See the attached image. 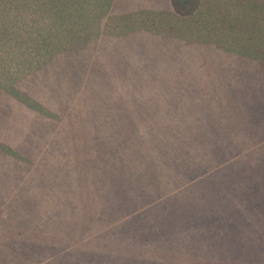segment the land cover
Listing matches in <instances>:
<instances>
[{"label":"rangeland","instance_id":"obj_1","mask_svg":"<svg viewBox=\"0 0 264 264\" xmlns=\"http://www.w3.org/2000/svg\"><path fill=\"white\" fill-rule=\"evenodd\" d=\"M4 1L10 0H0V4L4 5ZM27 1L21 2L23 20L47 17L35 13L36 0ZM70 1H64V5L71 7L75 0ZM123 2L127 3L126 14L134 16L142 10L148 12L146 8H157L163 0H117L118 9ZM258 4L257 0L236 1L235 5L212 3L206 10L213 12L207 17L208 22L216 23L215 28L209 27V31L200 23H174L172 32L180 31L179 39L175 33L169 39L153 35L141 40L144 38L135 37L139 35L135 25L112 28L114 36L129 33L136 41L109 42L107 47L97 44L91 53L93 63L89 64L94 65L92 80L104 84L105 95L94 88L93 98H81L80 105H74L76 110L73 106L61 114L69 122L57 132H52L53 126L47 124L48 118L41 112L46 107L52 110L49 104L57 99L74 94L73 84L79 74L86 72L83 68L77 72L66 69L56 77L50 74L49 79L19 86L21 97L25 96L31 105L0 95V208L13 194L6 216L20 215L18 223L1 224L6 220H0V226L9 232L0 239V264H178L177 245L154 256L137 253L140 246H132L131 254H124L121 242L116 240L121 235H116L114 229L127 226L122 225L127 220L121 222L125 218L121 223L96 227L114 215L110 212L111 186L117 178L114 173L124 172L130 163H144L138 154L132 158V151L145 142L144 148L149 149L158 139L168 142L163 136L166 133L205 129L204 133L212 135L207 153L184 151L178 157L183 161L176 172L182 174L183 181H191L187 187L208 177L203 171L212 165L215 171L231 165L227 171H236L239 178L252 171L264 175V140H259L264 137V21ZM117 8H113L114 12ZM157 14L156 21H161L162 16ZM217 14L219 23L212 19ZM22 26L17 34L25 35L27 27ZM9 64L8 74L14 63ZM34 88L37 96L28 95ZM5 150L23 159L16 162L21 158L6 156ZM43 150L48 151L47 155ZM230 153L233 154L228 157ZM202 155L205 159L211 157L199 165L195 158ZM214 158L219 163L212 162ZM200 166L205 169L196 176L204 178L184 179L186 173L190 175ZM119 177L126 175L121 173ZM167 177L158 176L161 186L169 190L162 197L173 195L175 199L167 205L175 203L177 207V198L183 205L188 189L181 186L186 182L174 186L177 178ZM202 183L206 186L211 180ZM197 194H191L192 199L188 198L187 208L182 211L189 222L199 219L200 226L207 215L213 216V211L204 210L205 203ZM55 210L59 217L54 215ZM240 223L234 220L228 231L231 245H235L233 235L244 230ZM37 224L39 228L34 230ZM222 234L223 230H209V236L215 239ZM184 251L185 255L190 253L186 247ZM242 252L237 248L231 254Z\"/></svg>","mask_w":264,"mask_h":264},{"label":"trees","instance_id":"obj_2","mask_svg":"<svg viewBox=\"0 0 264 264\" xmlns=\"http://www.w3.org/2000/svg\"><path fill=\"white\" fill-rule=\"evenodd\" d=\"M13 1H15V8L18 11L23 8V6H19L23 4L22 1L28 3L27 0H10L9 2L4 1V5H10L9 3H13ZM41 1L36 0L34 11L40 15L43 13L47 17L38 20L37 26H33V32L25 33V35L9 32L8 25L10 27L9 23L12 24V20L2 18V22L3 20L5 22L0 33V95L18 98L23 104L31 105L30 100H26L25 96L21 97L19 86L23 84L27 86L37 80L47 79L50 74L56 77L59 75L58 72H63L66 69L77 72L83 68L86 72L82 75L79 74L77 83L73 84L74 94L67 96L66 99H57L49 104L52 110L46 107V110L41 112L43 116L48 118V123L46 118L45 122L53 126H50L52 132H57L64 123L69 122L68 117L62 119L61 114L69 112L68 110L75 104L79 106L80 102L83 101L81 98H93L94 88L101 90L102 94L105 95L104 84H96L92 80L94 65L89 64L93 63L90 61L93 55L91 53L97 44L107 47L109 42L136 41L135 37H143L144 39L141 40H146V38L151 37L146 35L111 37L110 34L104 33L106 32L103 28L105 26L104 19L102 17L99 20L102 15L97 14L94 7L96 0H75L74 4L69 3L73 4L71 7L64 5V1L67 0H48L43 3ZM201 4V0H170L173 13L182 18L192 16L199 10ZM6 8L3 7V9ZM0 12L2 15L6 14V11ZM115 12L119 13L120 10L117 8ZM20 20L22 19H18L16 23H20ZM22 22L24 24V20ZM71 25L77 26L78 29L75 31L73 28L75 26ZM15 27L16 25H12L11 28ZM100 30L101 32H98ZM175 35L179 39V34L176 33ZM170 36H159V39H169ZM89 54H91L89 57L84 56ZM10 61L18 65V69L10 67L12 72L8 74V65L6 64H9ZM21 74L22 76H19ZM35 92H37V88L28 92V95L37 96ZM76 106H74L75 110ZM55 119L58 122H55ZM54 124L56 125L55 128ZM204 130L166 133L163 136L165 139H169L168 142L158 139V143L152 149L144 148L147 143L145 142L140 148H135L131 155L133 158L138 154V158L144 160V163H130L126 169L124 168V172L117 171L114 173L117 174V178L114 179L111 186L112 209L110 211L114 215L110 216L111 218L108 220H102L96 229L106 224L121 223L127 220L122 224L127 226L123 228L118 226L114 229L116 235H121L116 240L121 242L120 245L124 248V254H131L132 246L137 248L140 246L142 248L136 249L137 253L154 256L165 253L173 245H177L176 260L178 264H264V175L260 173L258 176L252 171L248 172L245 178H239L236 171H227L231 165H224L226 167H220L219 169H223H218V171L213 169L214 165L208 166L206 169L205 166H200L194 170L191 169L190 175L186 173L185 175L188 176H185L184 179L198 178L196 175L204 169L203 175L208 177L200 180L204 178V176H200L201 178H198L200 181L194 184V187H187L191 181H183L180 177L182 174L176 172V167L183 161L178 157L184 151L187 154L207 153L212 135L204 133ZM206 130L209 131V129ZM222 134L227 136L225 132ZM126 138L128 140L129 135ZM259 140H264V137L259 138ZM47 146L48 143L45 147ZM5 151L6 156L22 157L13 151ZM42 153L47 155L48 151L43 150ZM232 154L230 153L228 157ZM203 156L200 159H198L199 157L195 158V162L201 165L211 157L210 155L209 159H205L202 158ZM22 159L16 162H20ZM44 162H47L46 158H44ZM212 162L219 163L216 158ZM170 166H172L173 171ZM156 171H158L157 175ZM121 173L125 174L126 177L120 178ZM159 175L165 176L166 179H168L167 175L177 178L174 186L186 182L181 186L182 189H188V194L182 198L183 205L179 204V198H177V207L175 203L167 205L169 201L175 198L172 197L173 195L162 197L169 190L166 186H161L162 182H159ZM207 180H211V183L204 186L202 182ZM120 190L121 192H118ZM192 193H198L197 197L199 196V199L204 201V210L213 211V216L207 215L205 222L203 225L200 223V226L197 224L199 219L189 222L184 218L185 211H182L187 208L188 198L192 199ZM206 193L209 194L206 195ZM204 195L207 198L204 199ZM6 198L1 203L4 205L0 208V220L4 217L3 220L6 221H2L1 224L12 221L18 223L20 215L15 218H13L12 213L11 217L6 216L9 214L8 201L14 200V195L10 194ZM178 206H181L182 209ZM54 213L59 217L58 210H55ZM14 214L18 215L19 213ZM123 218L125 219L120 222ZM236 219L239 223L241 222V225H244V230L233 235L235 245H231L227 236L232 222ZM142 224H145L146 227H141ZM38 228L39 225L37 224L34 230ZM16 229L13 228V230ZM212 229L223 230V234L217 239L210 237L209 230ZM19 231L21 233L20 229ZM112 232L108 234H112ZM128 233L132 235H128ZM8 234V230H5L1 225L0 239L3 236L5 238ZM127 235L128 241L125 240ZM185 247L190 252L188 255L184 254ZM237 248L244 252L231 254V251ZM192 257L195 258L194 261L190 260Z\"/></svg>","mask_w":264,"mask_h":264},{"label":"crops","instance_id":"obj_3","mask_svg":"<svg viewBox=\"0 0 264 264\" xmlns=\"http://www.w3.org/2000/svg\"><path fill=\"white\" fill-rule=\"evenodd\" d=\"M236 1L240 2V1H245V0H210V1L201 0L202 4H201L199 10H197L192 16L184 17V18L173 13V11L170 7V0H163L162 4L160 6H157V8H155V7L146 8L148 10V12H145L144 10H142V11L138 12L137 14H135L134 16H129L126 14L127 13V8H126L127 3H124V2L119 6V10H120L119 13L113 12V6L117 7V5H118L117 0H96V1H94L95 2L94 7L97 10V14L102 15V16H100L101 18L99 20H101L102 17L104 19L103 22H104L105 26L103 28L106 31L104 33L110 34L111 37L120 36L118 34H116V36H114L111 33L112 28L121 30L122 28H125V26H127V25H135L134 29H135L136 33L139 35H146L148 37H152L153 35L154 36L156 35V37H159V36H170L171 34L177 33V31L172 32L175 30V26H173L174 23L182 24L183 22H189V23L192 22L193 24L194 23H200L204 27V29H205V27H207L206 30H209V27L215 28L216 23L213 21L208 22V17H207V15H209L213 12H209L210 8H209V10H206V8H208V6L210 4L215 3V2H222V3H227V4L231 3V4L235 5ZM257 2L259 3L258 4L259 8L261 7L263 10V14L261 16V19L264 21V18H263L264 17V0H257ZM15 6H16L15 1L11 5H1L0 4V11H6V14H3V15L0 12V33L2 30V18L9 19V21L12 20V24L9 23L10 27L8 25L9 32L12 31L14 34H16L18 29H20L22 25L27 27V30L24 29L26 34L29 32H33V30H34L33 26H37L38 21L28 19V20H24V24H23V22H22L23 19L21 17V13L23 10L21 9L18 11V10H16ZM19 6L21 7L22 5H19ZM3 7H7V8L3 9ZM35 8H36V6H35ZM158 12L162 16L161 21H156V19L158 17L157 16ZM12 13H14L15 15L14 16L11 15ZM138 14H140V15H138ZM41 15H43V13ZM20 18L22 19V20H20V23H16V21ZM212 19H215L216 22L219 23V15L218 14L216 16H213ZM38 20H40V18ZM3 22H5V21L3 20ZM12 25H16V27L11 28ZM161 25H164L162 31L159 29ZM145 27L148 30H145ZM100 31H98V32H100ZM143 31L147 32V34H143ZM185 31H187V29ZM178 33H180V31H178ZM128 34L129 33H127V34L122 33L121 36H123V37L129 36ZM13 68H16L15 64L13 65Z\"/></svg>","mask_w":264,"mask_h":264}]
</instances>
